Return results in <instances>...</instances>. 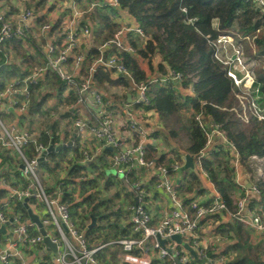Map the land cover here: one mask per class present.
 Wrapping results in <instances>:
<instances>
[{
    "label": "trees",
    "instance_id": "16d2710c",
    "mask_svg": "<svg viewBox=\"0 0 264 264\" xmlns=\"http://www.w3.org/2000/svg\"><path fill=\"white\" fill-rule=\"evenodd\" d=\"M117 1L120 10L130 17L146 36H149L143 48L137 50L135 55L127 52L117 54L134 86H138L141 82L147 84L149 106L143 103L130 105L134 111H152L156 115L154 125L157 128L149 138L153 141L161 139L162 144L166 141V145H169L168 152L163 155L156 151L153 145H147L146 160L152 161L155 170L162 167L169 169L172 165L180 167L177 177L181 183L179 180L176 181L174 189L183 201V208L192 217L194 214L189 204L194 198L206 197L210 200L206 190V180L219 194L227 210L205 216L200 220V227L206 226L207 222L212 225L214 222H219L214 225L212 233L228 240L222 253H215V257L218 255L226 258V264H264V236L254 241L253 230L237 219V203L246 190L234 181V168L230 167V159H234V155L227 149V146H233L237 154V163L247 182L259 191L256 195L248 189V208L256 213H259L257 210L259 207L264 211V171L262 179L255 181L253 172L249 168L252 157L264 159V122L257 123L250 117L248 123H245L236 113L230 111L234 105L240 107L235 98L238 90L227 76L226 69L215 60L214 49L208 42L214 41L223 34L218 30H233L242 37H252L259 26L257 19L261 13L246 0ZM33 2L36 4L33 9L36 25H33L25 37L8 39L0 52V92H3L11 81L28 75L29 71L38 64L37 57L27 47L36 48L37 27L50 23L47 22L49 19L47 12H42L43 7L48 3L47 0H33L31 5ZM55 4L57 5L58 2L48 5V11H52ZM91 15L90 46L81 69L83 76L88 75L96 59L101 57L105 59L112 53L116 54L115 51H103L102 47L111 41L120 29L116 21L119 17L118 11L111 7L96 10ZM60 22L61 20L52 22L54 27L51 34L55 33ZM33 32H36L35 35ZM234 38L238 40L236 36ZM45 42L46 38L39 40L42 45ZM242 44L245 46L247 62L253 63L254 58L250 48L246 42ZM255 45L257 51L263 53L264 47L260 39L256 40ZM37 56L43 57L42 53ZM157 60L158 63L155 62ZM260 68L258 66L254 68L256 78L252 92L257 98V104L264 108V70ZM170 71L182 75L179 85L173 82H160V79L166 77ZM92 81L101 89L104 99L112 88L120 87L128 92L131 90L127 79L123 75L116 74L114 69L98 68L92 75ZM191 87L193 94L189 92ZM179 88L187 94L183 102L178 96ZM65 90L66 86L59 78L48 71L40 83L30 87L31 97L26 115L42 114L46 111L49 102L53 103V107H56L54 104H65L72 109L77 94L70 90L66 102L62 103ZM17 98L19 99V96ZM114 98L122 101V105H128L126 94L121 98L116 96ZM198 114H202L207 122L218 125L226 136V142L222 141L223 143L217 137L216 142L203 157L200 154L206 148L208 137L194 119ZM13 115L15 114L12 111L0 106L1 120L10 119ZM66 115L70 116V114ZM141 120L146 118L141 116ZM50 124L36 137V145L29 142L26 144L28 146L22 148L27 157H34L36 147L40 144L45 146L51 139L54 145L60 141L67 143L69 134L67 133L65 139H62L57 134L56 123ZM147 125L150 126L151 123ZM81 146L84 147L76 138L71 146L50 152L45 156V160L40 162L37 174L42 179L51 177L56 172L59 175L66 173L64 179L61 177L54 179L53 184L45 188L47 196L50 199H58L68 207L71 220L85 232L89 245L106 246L95 255L98 263L120 264L116 258L117 249L110 245L114 241L137 236L132 231L127 210L123 214L121 205L122 201L127 202V206L134 205L136 191L129 189L122 194L124 189L118 188L120 186L114 181L113 176H106L100 170L101 165H105L104 162L107 164L111 151L103 148L101 154L97 156L91 152L93 161L82 165ZM5 155L6 153L0 154V168L7 166L3 176L9 179L11 175L8 173L12 171L14 165L12 159ZM185 156L193 159L194 168L182 171ZM198 158L201 161L202 171L207 175L206 179H203L196 165ZM15 176L20 179L19 172H16ZM127 177L129 181L127 184L131 187L135 181L133 171L129 172ZM122 178L124 179L123 176ZM151 179L152 184L159 183L158 176H153ZM143 187L148 190L146 186ZM149 191L153 201L160 198L159 191L156 193ZM30 204H34V201L31 200ZM18 209L23 218H27L24 204L19 205ZM91 218H95L97 225L88 229ZM157 219V216L153 217V225L158 222ZM208 254H211L210 249ZM154 264L158 263L154 262ZM193 264H196L195 260Z\"/></svg>",
    "mask_w": 264,
    "mask_h": 264
},
{
    "label": "built area",
    "instance_id": "2783aa9c",
    "mask_svg": "<svg viewBox=\"0 0 264 264\" xmlns=\"http://www.w3.org/2000/svg\"><path fill=\"white\" fill-rule=\"evenodd\" d=\"M1 1L0 52L4 49L8 39L25 37L33 27L34 22L33 12L28 8L22 9L13 20L9 16V11L2 7ZM246 1L261 13L257 19L259 26L253 36L247 39L233 30H218L219 33L223 32V34H220L214 41L208 42L214 49L215 60L220 66H227L224 67L226 74L238 90L235 95L238 103L246 104L243 110L241 106L238 108L237 117L248 123L249 120L242 119L241 115L242 112H249L257 123H261L264 122V108L257 104V98L252 91L256 78L254 68L259 66L264 70V50L261 54L255 51L257 39L261 40L264 47V0ZM55 2H58L57 7L62 12L58 18L61 22L55 33L52 34L51 30L54 27L52 22L41 27L36 38L39 40L46 38V42L42 48L43 57L40 58L39 66L29 71V74L22 79L11 81L6 89L0 92V106L3 109L11 110L17 116L27 112L31 97L30 87L40 83L46 73L51 71L66 86L62 95L64 102H66L70 90L77 94V99L71 109L74 113L73 116H75L71 128L77 130V138L82 145L88 144L90 137H92L101 143L103 148H111L112 154L108 161L110 167L119 176L127 177L128 173L136 167L151 171L152 177H159L157 184L146 185L141 182L133 184L138 203L127 206L126 210L132 231L137 236L120 239L110 245L117 249V259L120 264H154V262L158 264H193L194 257L190 254L185 257V251L179 249L178 245L171 240L172 236H180L183 242L193 248L196 252V260L202 264H225L224 258L212 257L208 254V247L206 243L201 242L198 233L199 222L202 218L227 210L226 205L220 200L219 194L212 205L208 207H201L195 201L191 202L189 208L193 211L194 216L190 217L184 211L182 200L174 189L175 183L172 181L173 174L177 173L180 167L172 165L169 169L162 167L155 170L152 161L146 160L145 149L147 145H153L160 154L164 150L161 148L164 145L161 139L153 141L149 138L157 127L154 124L147 126V122L141 120L131 105L123 106L122 113L128 120L124 124L123 121L120 122L119 119L122 118V115L116 111V106L112 101L103 98V92L92 81L93 73L101 67L114 69L116 74L129 77L117 54L127 52L135 55L137 50L143 48L149 36H146L142 29L120 10L117 0H51L49 4ZM105 7H111L118 11L119 17L116 21L121 24V27L114 34L113 39L104 44L102 50L115 51L116 54L112 53L105 59L102 57L96 59L89 69L88 75L83 76L81 69H83L86 53L90 46L89 37L92 28L91 18L86 19L85 17ZM181 10L185 12L184 9ZM47 11L46 7L43 13ZM128 19L132 21L131 24H129ZM235 36L238 38L235 41L239 42V51L242 53V43L244 41L248 43L254 58L252 67L245 65L247 58L243 64L238 59L224 62L222 56L226 53L232 41L231 38ZM83 44L88 46L84 52L82 50ZM181 79L182 75L179 72L170 71L166 77L160 79V82H173L179 85ZM135 88L138 92L135 103H143L149 106L147 84L141 82ZM189 92L194 93L192 87ZM17 96L22 99L20 102ZM178 96L183 102L187 94L179 88ZM239 97L242 98V101L239 100ZM84 106H88L92 110L94 120H88L82 116ZM59 111L60 113L57 115L51 113L52 118L59 119L62 110ZM194 119L208 137L206 148L200 154L201 157L206 153L207 146L211 145L213 137H219L221 141L226 142L225 133L219 129L218 125L207 122L202 114L195 115ZM1 121L0 119V154L6 153L5 156L12 159L14 166L12 171L8 173L11 175L9 179L3 176L6 168H0V231L4 229V233H0V264H100L95 259V255L106 246L89 245L85 232L81 231L71 220L68 207L58 199L47 197L45 187L41 186L42 181L37 174L40 164L39 158L49 148V143L45 146L41 144L37 146L34 152L35 156L29 158L22 148L28 146L26 144L29 142L35 143L37 135L28 131L17 132L14 127L6 126ZM119 125H124L131 132L130 136L119 133ZM229 149L230 152H233V161L237 163V154L234 152L233 146L229 145ZM251 159L257 163L264 162V159L257 157ZM92 161L93 156L87 149H84L80 163L84 165ZM196 165L201 169L200 158H198ZM21 166H23L22 170L20 169ZM16 172H19L20 179L16 178ZM202 173L206 175L204 171ZM39 182L41 183L39 184ZM9 184L12 186L11 188H9ZM143 186H146L148 190L144 189ZM149 190L154 193L164 191L172 205L169 215L163 217L156 225H152L153 216L146 206L151 197ZM252 191L259 194L255 187L252 188ZM25 200L28 201L26 211L30 209L37 216L45 230L44 235L40 233L39 226L30 219L27 212L25 219L20 213L18 207L23 205ZM31 200L34 201V204H30ZM259 210L260 213H256L247 209L244 198L238 202L237 215L239 219L252 230L262 233L264 232V211L260 208ZM158 237L166 240L164 247L159 243ZM45 238H48L50 243L55 246L56 251L48 250L44 244ZM40 252H44L43 257L36 254Z\"/></svg>",
    "mask_w": 264,
    "mask_h": 264
},
{
    "label": "crops",
    "instance_id": "0c3cea01",
    "mask_svg": "<svg viewBox=\"0 0 264 264\" xmlns=\"http://www.w3.org/2000/svg\"><path fill=\"white\" fill-rule=\"evenodd\" d=\"M10 2V5H11V9H12V11H13V8H16L17 10H19V1L18 0H10L9 1ZM48 5H50L49 4V2L47 3ZM1 5H2V7H4L5 9L4 10H9V13H11V9H9L8 8V6L6 5V2L4 1V0H2L1 1ZM44 8H46V7H44ZM44 8H43V10H44ZM48 9V8H47ZM57 10V14H56V16L54 17V22H56L57 20H58V18H59V16L62 14V12L60 11V9H58V7H56L53 11H47V15H48V18H49V20L51 19V16H52V14L55 12ZM20 12V11H19ZM55 19H57V20H55ZM52 21V22H53ZM128 22H129V24H131L132 23V21L130 20V19H128ZM86 41V40H85ZM38 45H39V48H40V51H38V52H34L33 54L36 56V55H39V53L41 54L42 53V56H43V46H42V44H40V43H38ZM83 47H85V50H87L88 49V46H86V44H83V46H82V48ZM84 50V51H85ZM37 60H38V62H40V57L39 58H37ZM143 67H144V65H143ZM146 70V69H145ZM123 94H126V98H127V104L128 105H133V104H135V101L137 100V98H138V92H137V89L135 88L134 90L133 89H131L129 92L128 91H125L124 89H122V88H120V87H116V88H112L111 90H110V92H109V94H107L106 96H105V99L106 100H110V101H112L113 102V104H114V106H116V111L119 113V114H121L122 115V120L121 119H119V121L121 122V121H123V124H124V122H125V120L123 119L124 118V115H123V106L124 105H122L123 104V102L122 101H118V99H116L115 100V98H114V96H116L117 98H121V96L123 95ZM128 95H129V97H128ZM64 101L62 100V103H63ZM62 110V116H63V114H70V116H73L74 115V113H73V111H71V109H69L65 104H61L58 108H56V109H54V110ZM11 111V110H10ZM136 113H137V115L139 116V117H141V116H143L144 118H146V121H148V122H151V125H153V124H155L156 123V115L152 112V111H143V110H138V111H135ZM69 116V117H70ZM82 116H84L86 119H88V120H94V118H93V115H92V110L88 107V106H84L83 107V109H82ZM74 118H75V116H74ZM51 124L53 123L52 121L50 122ZM49 123V124H50ZM49 124H47V125H49ZM50 124V125H51ZM72 125V124H71ZM71 125L70 126H68L67 125V123H66V125H62L61 123H57L56 122V126H57V134L59 135V136H61L62 137V139H65V137H66V134L68 133L69 134V136H68V138H67V142L69 141V139L72 137V134H73V129L71 128ZM51 127V126H50ZM49 127V128H50ZM119 130H118V132L119 133H121V134H124V135H126V136H130V134L128 133V134H125L126 133V127L123 125V126H120L119 125ZM45 131V130H44ZM50 131L48 130L47 131V133H49ZM215 139H217V137H213V139H212V142H211V146H212V144H214V142H216L215 141ZM165 141V140H164ZM80 143V142H79ZM221 143H223L222 141H221ZM165 145H162L163 147L165 146V149L162 151V154L161 155H163V154H166L167 152H168V148H169V145H166V141H165V143H164ZM57 145V144H56ZM80 145H81V143H80ZM84 145V147H82L81 146V152L84 150V149H87L90 153L92 152V153H94V154H96V156L97 155H100L101 153V151H102V148H103V145L101 144V143H99L98 141H96V140H94V138H92V137H90V139H89V143L88 144H83ZM50 146V145H49ZM226 148V147H225ZM227 149H229V146H227ZM210 149H206V153L205 154H207L208 153V151H209ZM111 151V150H110ZM112 152V151H111ZM229 152H230V149H229ZM231 153V152H230ZM204 154V155H205ZM80 155V154H79ZM203 155V156H204ZM235 162V161H234ZM14 163V162H13ZM184 163H185V161H184ZM236 164V165H235ZM234 165L236 166L235 168H234V173H233V176H234V181L237 183V185H239V186H241V188H244L246 191H244V195L239 199V201L241 200V199H245V201H246V208L247 209H249L248 208V197H247V195L249 194L248 193V189H251L252 190V188H253V186H252V184L251 183H248L247 182V179H246V177L244 176V174H243V172H242V170H241V168H240V165L238 164V163H235ZM256 164H260V163H255V161L254 160H252L251 159V162H250V164H249V168L252 170V172H253V170H254V172H253V178H254V180H255V175H254V173H255V167H256ZM263 164H264V162H263ZM85 165V164H84ZM198 166V165H197ZM7 166L6 165H4L1 169H5ZM264 166H262V168H263ZM135 169H133L132 171H133V173H134V175L136 174V175H139V174H141V177L139 178V179H137V180H135L136 182L138 181V182H141L142 184H146V185H148V184H150V185H153L152 184V179H151V177H152V172L151 171H147L146 169L144 170V169H138V168H136V167H134ZM261 168V170H262V172H260L261 174H259L258 176H256V177H258V179L257 180H255V181H260L261 179H262V177H263V169ZM0 169V170H1ZM199 170H200V172L202 173V170L199 168ZM178 173V172H177ZM177 173H175V174H173V177H172V181H174V183L176 182V181H178L179 180V182H180V179H178V177H177ZM201 176L203 177V179H206V176L207 175H204L203 173L201 174ZM262 176V177H261ZM139 177V176H138ZM127 178L128 177H125L124 179H125V181L127 180ZM129 181L127 180V183H128ZM181 183V182H180ZM131 189H133V187L131 186ZM206 190H207V193H208V196L210 197V200H208L206 197H203V198H199V199H193L191 202H193V201H195L199 206H201V207H208V206H211L212 205V203L214 202V200L217 198V195H218V193L214 190V188L212 187V185L210 184V182L208 181V180H206ZM160 192V198H158L157 200H155V202H156V204H157V208H155V209H151V207H150V205H151V202H150V204H149V202L147 201V207H148V210H149V212L151 213V215L154 217V216H157V221L159 222L162 218H163V216H166V215H168L169 214V210L171 209V203H170V201H169V199H168V197H167V195L165 194V192L164 191H159ZM135 193V192H134ZM254 193V192H253ZM256 195H258V194H256ZM137 198V194L135 193V199ZM182 200V199H181ZM209 201V202H208ZM238 201V202H239ZM208 202V203H207ZM137 203H138V199H137ZM207 203V204H206ZM134 204H135V200H134ZM182 204H183V201H182ZM227 208V207H226ZM237 208H238V203H237ZM261 210H262V208L261 207H259ZM259 208H257V210L259 211V213H260V210H259ZM184 209V208H183ZM191 210V209H190ZM250 210V209H249ZM184 211H185V209H184ZM251 211V210H250ZM263 211V210H262ZM187 212V211H186ZM193 212V211H192ZM253 212H255V211H253ZM188 213V212H187ZM258 213V212H257ZM189 214V213H188ZM216 214V213H215ZM237 214H238V212H237ZM237 217H238V215H237ZM239 221H241L240 219H239V217L237 218ZM157 222V223H158ZM242 222V221H241ZM219 222H214V224L212 225V223H209V222H207L206 223V226H204V227H200V222H199V231H198V233L200 234V239H201V242H203V243H206V245H207V247H208V249H207V252H209V249H210V251H211V256L212 255H214V257L216 256V254L215 253H219V254H221L222 253V251H223V249H224V246H226L227 244H228V240L227 239H225V238H221V237H218V236H216L215 234H213L212 233V230H213V228H214V225L215 224H218ZM243 223V222H242ZM244 224V223H243ZM244 225H246V224H244ZM247 227H248V225H246ZM250 228V227H249ZM264 236V232H262V233H259V232H256V231H254L253 230V240L254 241H258L259 239H260V237H263ZM211 238H213V239H211ZM181 241H182V239H181ZM185 241V240H184ZM182 244H180V245H178L177 243V245H178V248L179 247H181V248H179V249H183L184 251H186L184 248H183V244H187V243H185V242H181ZM255 243H257V242H255ZM188 245V244H187ZM189 246V245H188ZM190 247V246H189ZM217 249V251L215 252V250ZM48 250H49V248H48ZM50 250H52V249H50ZM55 251H56V249H55ZM50 252H52V251H50ZM187 252V251H186ZM190 254V253H189ZM44 255V254H43ZM43 255L42 256H39V257H43ZM191 255V254H190ZM192 256V255H191ZM193 257V256H192ZM213 257V256H212ZM217 257H218V255H217ZM116 258H117V250H116ZM218 258H223V257H218ZM225 260H226V262H227V259L226 258H224ZM45 260H47V259H45ZM194 260L196 261V264H202L200 261H198V260H196V258L194 257ZM226 264V263H225Z\"/></svg>",
    "mask_w": 264,
    "mask_h": 264
},
{
    "label": "rangeland",
    "instance_id": "374dc122",
    "mask_svg": "<svg viewBox=\"0 0 264 264\" xmlns=\"http://www.w3.org/2000/svg\"><path fill=\"white\" fill-rule=\"evenodd\" d=\"M5 1V0H4ZM33 0H26V1H22V0H19V10H17L16 8H13V11H12V9H11V5H10V2H6V5L8 6V8L9 9H11V13L9 14V16H11L12 17V19L14 20V18H15V16H17L18 14H19V11H22V9H24V8H28V9H30L32 12H33V9H34V6L36 5L35 4V2H33V4L31 5V2H32ZM49 1H51V0H47V2H49ZM56 5V4H55ZM44 7H49L48 6V4L47 5H45ZM43 7V8H44ZM57 7V5L55 6V8ZM54 8V9H55ZM53 9V10H54ZM95 9H99V8H95ZM52 10V11H53ZM9 11V10H8ZM42 12H43V9H42ZM50 12V11H49ZM95 12V11H94ZM56 14H57V10L52 14V16H51V19L49 20H47V22H49V23H51L53 20H54V17L56 16ZM86 19H88V18H91L92 19V15L91 14H89L88 16H86L85 17ZM33 25H36L34 22H33ZM120 25V27H121V24H119ZM37 29H38V33L36 34V36L37 35H39V33H40V29H41V27H37ZM119 30V29H118ZM235 32H237V31H235ZM35 33L36 32H33V35H35ZM221 36H223V35H221ZM220 36V37H221ZM49 37V36H48ZM247 39L249 38L248 36H245ZM37 40V42H36V48H33V47H27L28 49H29V51L31 52V53H34V52H38V51H40V48H39V45H38V43H39V39L38 38H36ZM231 42H230V45H229V47H228V49H227V51H226V53L222 56V58H223V60H224V62H226V61H229V60H235L236 61V59H238L239 61H240V63L241 64H243L245 61H246V58H247V55H246V52H245V46L242 44V51H243V53L241 52V51H239V49H240V46H239V42L238 41H235V39L234 38H231ZM243 40V39H242ZM244 42H246V41H244ZM247 43V42H246ZM43 46V45H42ZM104 46V45H103ZM247 46H248V43H247ZM249 47V46H248ZM82 50H83V52H84V50H85V47H83L82 48ZM255 51L257 52V53H259L258 51H257V49L255 48ZM36 57L37 58H39L37 55H36ZM156 63H158L159 61L157 60V61H155ZM39 62H38V64L33 68V69H31L30 71H32V70H34L35 68H37L38 66H39ZM69 64H70V60H69ZM245 65L246 66H248V67H252L253 66V63L252 62H247V64L245 63ZM225 68L227 67V66H224ZM259 67V66H258ZM244 69H246V68H244ZM261 69V68H260ZM263 69V68H262ZM243 75H244V73H243ZM238 78H241V77H238ZM22 99H18V101L20 102ZM239 100L240 101H242V98L241 97H239ZM54 106H56V107H53V103L52 102H49L48 103V105L46 106L47 108H45L46 109V111L45 112H43L42 114H38V115H35V116H33V115H29V114H27L26 115V113L27 112H25V113H22V114H18V116L17 115H13V116H11V118L10 119H5L2 123L3 124H5L6 126H9V127H14L15 128V130L17 131V132H22V131H28L29 133H31V134H35V135H39V134H41L46 128H47V124H49L51 121L53 122V123H61L62 125H66V123H67V125L68 126H70L71 124H72V121L75 119L74 118V116H67L66 114H63V116L61 115V117L59 118V119H54V118H52V116H51V113H55L56 115L57 114H59L60 113V111L59 110H54V108L56 109V108H58L60 105H56V104H54ZM239 106H241V109L243 110V108L244 107H246V104H244L243 103V105L242 104H240L239 103ZM239 109L236 107V105H234V107L231 109V111H232V113H236V111H238ZM62 113V112H61ZM251 116H253L251 113H249V112H242V115H241V117H242V119H244V120H249L250 119V117ZM124 120H125V122H127V117L126 116H124V118H123ZM146 121V120H145ZM148 124H150L151 122H148V121H146ZM148 126V125H147ZM131 134V132L127 129L126 130V133L125 134ZM219 136V135H218ZM62 138V137H61ZM37 140V139H36ZM61 143H63V144H66L65 142H62V141H60L59 143H57V145L58 144H61ZM34 145H36V142L35 143H33ZM161 146V145H160ZM210 147H211V145H208L207 146V149H210ZM161 148H163V149H165V146L163 147V146H161ZM255 163H257V162H255ZM104 164L105 165H101V168H100V170L101 171H103L105 174H106V176H113V178H114V181H116V183H118V185L120 186V187H118V188H123L124 190L122 191V194H124V192L126 191V190H129V189H131V187H130V185L129 184H127V182L122 178V176H119V175H117L116 174V172L114 171V169H112L111 167H110V164H109V161L107 160V164H106V162H104ZM235 164V162L233 161V158H231L230 159V167H232V168H235L236 166V164ZM108 165V166H107ZM262 166H264V164H263V162H260V164H256V167H255V173H254V175H255V180H257L258 179V177H256V176H258L259 174H261L260 172H262V170H261V168H262ZM263 169V171H264V167L262 168ZM62 171H64V169H62ZM93 172H95V170H93ZM253 172H254V170H253ZM64 174H66V173H63V174H61V175H59L58 174V172H56V173H53V175L51 176V177H44V178H40L41 179V181H42V184H41V186L44 188H46V187H48V186H50V185H52L53 184V181H54V179L56 180V179H58L59 177H61V178H64ZM262 175V174H261ZM139 176V177H138ZM141 177V174H139V175H134V178H135V180H137V179H139ZM262 177V176H261ZM45 181H44V180ZM124 181H122V180ZM134 183L136 182V181H133ZM41 182H39V184H40ZM134 183H132L131 184V186L133 187V184ZM115 184V183H114ZM12 186L9 184V188H11ZM41 187V188H42ZM121 190V189H120ZM44 191V190H43ZM109 194V193H108ZM47 196V195H46ZM48 197V196H47ZM148 202H151V205H150V207H151V209H155V208H157L158 206H157V204H156V202L155 201H153L152 200V197H150V199L148 200ZM121 205L123 206V209H122V213L123 214H125V207L127 206V202H121ZM170 212V211H169ZM169 215V214H168ZM163 217H165V216H163ZM190 217H192L191 215H190ZM113 219H114V217H113ZM90 223H91V220H90ZM157 224V223H156ZM155 224V225H156ZM153 225V224H152ZM198 242H200V240H198ZM193 249V248H192ZM194 250V249H193ZM195 251V250H194ZM196 253V252H195ZM187 254H189L188 252H186L185 251V254H184V256L186 257L187 256Z\"/></svg>",
    "mask_w": 264,
    "mask_h": 264
},
{
    "label": "water",
    "instance_id": "95a60500",
    "mask_svg": "<svg viewBox=\"0 0 264 264\" xmlns=\"http://www.w3.org/2000/svg\"><path fill=\"white\" fill-rule=\"evenodd\" d=\"M124 77L129 82V85H130L131 89L134 90L135 89V86H134V84L132 82V79L130 77H128V76H124ZM128 97H129V95H128ZM76 138H77V130L76 129H73L72 137L69 139V141L66 144L61 143V144H58V145H54V141H53V139H51V141L49 143V145H50L49 148L46 151L43 152V154L39 158V161L40 162L44 161L45 160V156L47 154H49L50 152H53V151L57 152L61 148L71 146L73 144L74 139H76ZM107 150L110 151L111 148L108 147ZM193 168H194L193 159L191 157H189V156H185V163H184V165H183V167H182L181 170L184 171V170L193 169ZM20 169L22 170L23 169V166H21ZM27 202H28L27 200L24 201V207L25 208H27ZM135 204H137V198L135 199ZM27 213H28L30 219L39 226L40 233L44 235L45 234V230H44L42 224L40 223L39 219L37 218V216H35L30 209L27 210ZM96 225L97 224H96L95 218H91V223L88 226V229H91V228L95 227ZM0 233L3 234L4 233V229H2L0 231ZM171 240L174 241L175 243H177L178 245L182 244L181 243L182 241H181V237L180 236H172L171 237ZM158 241H159V243L161 244L162 247L165 246V243H166V240L165 239H161L160 237H158ZM44 244L49 249H52L53 251H55V246L50 243V241H49L48 238H45L44 239ZM183 248L188 253H190L193 257L196 258V253H195V251L191 247H189L187 244H183ZM36 254L39 255V256H42L44 254V252H40V253H36Z\"/></svg>",
    "mask_w": 264,
    "mask_h": 264
}]
</instances>
